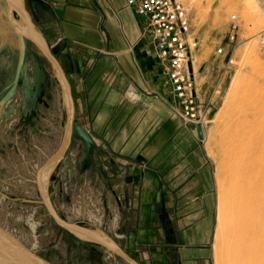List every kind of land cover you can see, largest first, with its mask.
Masks as SVG:
<instances>
[{
	"label": "rangeland",
	"instance_id": "obj_1",
	"mask_svg": "<svg viewBox=\"0 0 264 264\" xmlns=\"http://www.w3.org/2000/svg\"><path fill=\"white\" fill-rule=\"evenodd\" d=\"M180 1L191 15L199 94L208 115L203 140L213 162L217 197L213 264H230L225 217L230 214L229 196L238 179L231 167L238 159L230 156V150L236 148L228 131L239 111L253 113L264 125V13L251 0ZM24 2L35 21L28 1ZM241 13L250 32L245 40L237 39L240 26L236 18ZM18 23L26 26L22 15L14 9L11 16L7 0H0V223L54 264H130L103 244L58 224L42 201L36 175L65 141L66 92L47 57L27 40L18 88L7 97L19 56V35L13 25ZM36 24L47 43L57 47L70 79L75 69L73 52L66 42L53 45L42 21ZM219 46L225 48L221 54L216 52ZM100 145L95 141L88 152L74 134L67 153L46 172L50 173L47 191L61 217L102 231L120 244L108 231V218H99L102 206L96 200L103 192L100 181L104 180L105 193L108 189L107 156ZM100 198L108 213L106 196Z\"/></svg>",
	"mask_w": 264,
	"mask_h": 264
},
{
	"label": "crops",
	"instance_id": "obj_2",
	"mask_svg": "<svg viewBox=\"0 0 264 264\" xmlns=\"http://www.w3.org/2000/svg\"><path fill=\"white\" fill-rule=\"evenodd\" d=\"M44 1L52 44L73 52L78 119L107 156L99 218L141 264H213L212 158L198 132L172 114L145 18L126 0ZM236 19L245 40V17Z\"/></svg>",
	"mask_w": 264,
	"mask_h": 264
},
{
	"label": "water",
	"instance_id": "obj_3",
	"mask_svg": "<svg viewBox=\"0 0 264 264\" xmlns=\"http://www.w3.org/2000/svg\"><path fill=\"white\" fill-rule=\"evenodd\" d=\"M17 6H13L12 0H7L8 11L11 13L14 9L20 13L25 21L26 30H21L15 24L14 28L16 29L19 35V56L16 65V71L14 79L12 82L11 90L7 97L14 95L26 61L27 53V40H32L44 53L51 65L53 66L58 78L63 84L65 89L67 108H68V129L65 141L61 148L52 156H50L38 169L36 175V183L42 198L43 203L45 204L51 217L63 227L74 231L85 238L99 242L113 251L115 254L126 260L130 264H141L131 253L124 249L114 238L105 234L102 231L93 229L88 226H84L77 222L69 221L61 217L58 212L55 210L53 204L51 203L50 196L47 191V183L49 174L45 178L43 176L44 171L47 168L54 167V165L62 159V157L67 153L73 135H78L84 142L86 151L90 152L95 144L94 137L89 132V130L76 118V103L75 96L73 93L72 83L69 79L67 71L60 59L57 56V47H51L46 39L43 37L42 33L37 27L36 22L41 21V11L40 7L45 5L44 0H27L29 7L31 9L32 15L35 19L33 20L32 16L28 12L24 0H17ZM264 5V0H261ZM190 68L192 65L190 64ZM7 97L5 99H7ZM4 99V100H5ZM3 100V101H4ZM197 131L200 138L204 137V131L201 126L197 127ZM0 264H54L44 256L40 255L31 247L22 242L15 234H13L8 228L0 223Z\"/></svg>",
	"mask_w": 264,
	"mask_h": 264
},
{
	"label": "bare ground",
	"instance_id": "obj_4",
	"mask_svg": "<svg viewBox=\"0 0 264 264\" xmlns=\"http://www.w3.org/2000/svg\"><path fill=\"white\" fill-rule=\"evenodd\" d=\"M12 1L18 7V1ZM252 1L264 13L261 0ZM17 25L26 30L25 25ZM228 132L236 148L230 150V156L238 159L231 171L238 179L229 196L230 214L225 217L227 255L230 264H264V125L253 113L243 115L239 111ZM47 170L43 173L45 178Z\"/></svg>",
	"mask_w": 264,
	"mask_h": 264
},
{
	"label": "built area",
	"instance_id": "obj_5",
	"mask_svg": "<svg viewBox=\"0 0 264 264\" xmlns=\"http://www.w3.org/2000/svg\"><path fill=\"white\" fill-rule=\"evenodd\" d=\"M126 2L145 18V29L152 36L155 55L170 84L172 114L198 132V126H206L208 115L199 94L194 61L196 42L191 36V15L187 6L180 0ZM230 38L234 40L235 35ZM224 51L225 48L219 46L216 52Z\"/></svg>",
	"mask_w": 264,
	"mask_h": 264
}]
</instances>
